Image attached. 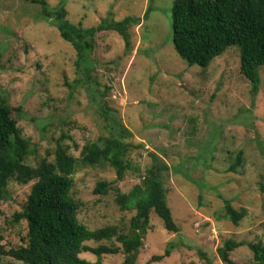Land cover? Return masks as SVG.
<instances>
[{
    "label": "rangeland",
    "instance_id": "obj_1",
    "mask_svg": "<svg viewBox=\"0 0 264 264\" xmlns=\"http://www.w3.org/2000/svg\"><path fill=\"white\" fill-rule=\"evenodd\" d=\"M46 2L50 8L64 4L68 20L82 27L108 17H141L140 24L130 27L128 52L118 33L95 35L89 53L96 81L92 85L76 83V51L39 15L38 4L0 0V101L12 108L21 135L29 140L26 160L32 164L43 157L52 160L58 144L73 156H79L86 142L101 144V138L110 134L103 110L116 112L132 132L127 139L129 168L122 179L116 180L109 165L74 172L71 192L82 204L79 221L90 229L116 225L126 232L135 210L119 208L116 188L129 192L141 184L147 168L163 161L169 166L162 175L166 200L179 231H167L151 211L135 264H224L217 247L226 239L264 242V66L253 94L250 81L240 73L237 45L206 68L188 65L172 44L173 0ZM238 151L242 162L231 171ZM98 181L115 183L107 193L98 194L94 193ZM32 183L11 179L0 198V231L7 249L26 242V221L16 223L12 216L22 210ZM224 199L237 210L245 209L237 224L226 217ZM86 244L120 246L115 239ZM159 255L163 257L153 260ZM80 256L96 260L91 252ZM230 257L236 264H251L252 252L243 245ZM123 258L118 252L100 259L101 264H119ZM0 264L24 263L2 256Z\"/></svg>",
    "mask_w": 264,
    "mask_h": 264
},
{
    "label": "trees",
    "instance_id": "obj_2",
    "mask_svg": "<svg viewBox=\"0 0 264 264\" xmlns=\"http://www.w3.org/2000/svg\"><path fill=\"white\" fill-rule=\"evenodd\" d=\"M31 2L40 6L39 15L54 25L60 37L74 47L79 74L76 83L94 85L95 82L96 85L91 76L89 53L98 32L111 30L118 33L124 41V52H128L132 48L130 27L141 22L140 16L126 15L120 20L108 17L97 25L82 27L68 20L64 4L50 8L46 0ZM171 29L175 52L190 66L206 68L228 47L237 45L240 73L250 81L251 92H258L261 81L258 71L264 66V0H173ZM101 104L104 105L102 100ZM103 116L110 126V134L101 138V144L95 141L84 143L79 156H73L68 153V148L58 144L52 160L43 157L32 164L26 160L30 154L29 140L21 135L17 121L12 117V108L0 101V198H3L11 179L22 184L33 181L22 210L12 216L16 223L21 219L26 221V242L7 249L0 231V257L9 256L24 264H101L102 254L122 252L124 258L119 264H135L143 236L150 226L151 211L162 220L167 231H179L166 200L162 175L169 166L163 161L147 168L141 184L133 186L129 192L116 188L115 201L119 208L135 210L126 232H120L116 225L90 229L79 221L77 213L82 204L71 192L74 172L79 167L109 165L115 171L116 180H120L129 168L126 154L131 144L127 139L132 132L116 112L103 110ZM151 155L158 158L156 154ZM241 162L242 152L238 151L228 169L236 171ZM113 183L115 181H98L94 193H107ZM224 213L237 224L245 209L237 210L229 199H224ZM113 239L120 246L86 244L88 241ZM243 245L252 252L251 264H264L262 241L228 238L217 247V255L224 264H236L230 253ZM82 252L93 253L96 260L81 257ZM169 254L170 249H166L164 255ZM162 257L153 256V260Z\"/></svg>",
    "mask_w": 264,
    "mask_h": 264
}]
</instances>
